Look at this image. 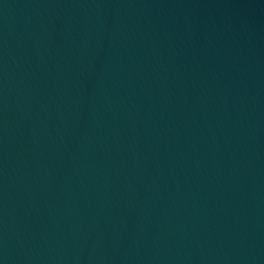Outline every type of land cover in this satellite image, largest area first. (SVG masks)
Wrapping results in <instances>:
<instances>
[{
	"label": "water",
	"instance_id": "1",
	"mask_svg": "<svg viewBox=\"0 0 264 264\" xmlns=\"http://www.w3.org/2000/svg\"><path fill=\"white\" fill-rule=\"evenodd\" d=\"M0 264H264V0H0Z\"/></svg>",
	"mask_w": 264,
	"mask_h": 264
}]
</instances>
